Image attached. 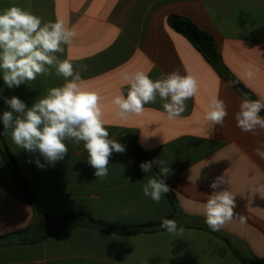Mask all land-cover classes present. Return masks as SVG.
Here are the masks:
<instances>
[{
    "label": "crops",
    "instance_id": "0c3cea01",
    "mask_svg": "<svg viewBox=\"0 0 264 264\" xmlns=\"http://www.w3.org/2000/svg\"><path fill=\"white\" fill-rule=\"evenodd\" d=\"M13 5L31 10L43 22L59 19L76 31L71 44L56 55L75 70L87 65L82 87L100 95L109 138L122 144L123 136L134 135L150 161L167 162L170 173L164 178L179 206L174 220L184 232L126 235L77 225L34 243H0V264H244L231 245L201 227L203 204L220 190L235 195L234 212L246 218L234 217L220 231L242 254L264 263V159L255 154L264 131L253 135L237 127L235 114L243 97L168 24L171 15H180L209 32L223 63L264 102V0H0V12ZM250 68L252 78L247 76ZM136 71L153 81L173 71L192 75L199 90L177 118L168 119L164 101L157 97L139 116L121 119L112 101L120 92L126 97L129 85L123 77ZM64 83L53 68L51 75L9 89L0 72V132L3 112L11 111L5 98L17 96L31 107L48 89ZM213 96L225 102L228 112L223 125L214 128L204 121ZM3 137L37 204L51 217L83 213L126 227L162 221L174 212L166 194L159 203L143 195V185L154 176L141 173L126 149L112 154L108 175L100 179L88 164L83 142L66 140L68 153L50 165L38 152L15 145L10 135ZM220 176L228 184L212 189ZM33 220L34 210L0 153V237Z\"/></svg>",
    "mask_w": 264,
    "mask_h": 264
},
{
    "label": "clouds",
    "instance_id": "9594fccd",
    "mask_svg": "<svg viewBox=\"0 0 264 264\" xmlns=\"http://www.w3.org/2000/svg\"><path fill=\"white\" fill-rule=\"evenodd\" d=\"M77 33L63 21L43 22L42 18L31 10L11 6L0 12V72L5 85L11 89L21 84L36 80L39 75H51L55 69L57 76L65 78L59 87L48 89L47 94L38 98L31 107L17 96L5 98L11 111L2 115L4 136L10 135L13 143L30 152H38L52 165L62 160L68 153L66 140L76 144L83 142L87 152L88 164L95 170L94 175L103 179L108 175V165L112 154L125 152V146L109 138L100 106V95L82 87L81 73L87 71V65H80L75 70L68 60H61L56 53H63L64 46L70 45ZM250 68L248 78L254 76ZM71 78V79H68ZM124 83L129 85L127 95H116L112 103L118 109L121 119L139 116L145 105L155 103L157 97L164 101L162 107L168 119H174L186 110V101L193 98L199 90L197 79L192 75H181L173 71L153 81L144 71L125 74ZM264 102L251 100L245 96L235 114L237 127L243 132L255 135L257 130L264 131ZM16 113V115H14ZM227 106L218 96H213L206 108L204 121L213 126H222L227 117ZM255 154L264 159V141H258ZM36 165L43 168L39 159ZM153 164H158L160 175L166 177L170 168L164 160L142 162V172L152 171ZM228 184L224 176L217 177L211 184L212 189H219ZM170 191L165 180L151 177L143 185L146 197L159 203L164 194ZM235 195L229 190L214 191L203 204L205 223L212 231L221 230L234 217L241 222L246 218L234 212ZM160 227L169 234H182L172 219H163Z\"/></svg>",
    "mask_w": 264,
    "mask_h": 264
},
{
    "label": "trees",
    "instance_id": "16d2710c",
    "mask_svg": "<svg viewBox=\"0 0 264 264\" xmlns=\"http://www.w3.org/2000/svg\"><path fill=\"white\" fill-rule=\"evenodd\" d=\"M169 26L176 32L182 34L186 37L194 47H196L206 58V60L213 66L216 72L225 79L240 95L244 98L247 96L251 100H260L252 91H250L242 82H240L236 76L228 69V67L223 63L222 57L219 53L217 43L214 37L207 31L201 29L194 23L191 19L180 16L171 15L168 18ZM263 102V101H262ZM260 115L264 117V110L261 111ZM1 133V132H0ZM122 144L125 149L134 155L136 159V167L141 172L139 165L142 162L150 161L145 155L142 147L139 144L138 138L134 135H125L121 138ZM0 153L3 157L5 164L13 174L16 182L21 187L26 201L31 205L34 210V220L32 223L20 230H17L9 235L1 236L0 243H34L41 241L47 237L57 235L63 230L77 225H85L93 228H97L103 231L121 233V234H138V233H152L160 230H165L160 227L162 221L148 222L143 224H136L131 226H117L105 222L103 220L96 219L89 214L75 213L62 216L51 217L41 210L37 204L31 189L25 180L24 176L20 171V167L9 149L4 137L0 134ZM153 174L157 179H164L160 175V171L153 165L152 171L149 172ZM165 183L167 184L166 180ZM168 185V184H167ZM170 188V187H169ZM169 201L171 202L174 212L172 215L168 216L167 219L174 220L177 212L179 211L178 200L175 192L170 189L166 194ZM42 219L45 222H42ZM202 228L212 231L205 222L202 223ZM218 237L222 238L229 245L232 246L234 254L244 263V264H264L254 255H244L233 247L230 238L222 231H212Z\"/></svg>",
    "mask_w": 264,
    "mask_h": 264
}]
</instances>
